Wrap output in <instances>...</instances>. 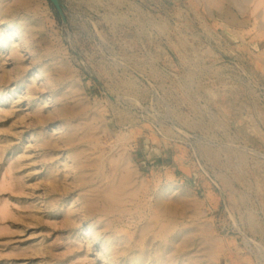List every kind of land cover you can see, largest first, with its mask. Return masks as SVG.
<instances>
[{
  "label": "rangeland",
  "instance_id": "rangeland-1",
  "mask_svg": "<svg viewBox=\"0 0 264 264\" xmlns=\"http://www.w3.org/2000/svg\"><path fill=\"white\" fill-rule=\"evenodd\" d=\"M0 0V264H264V0Z\"/></svg>",
  "mask_w": 264,
  "mask_h": 264
},
{
  "label": "water",
  "instance_id": "water-1",
  "mask_svg": "<svg viewBox=\"0 0 264 264\" xmlns=\"http://www.w3.org/2000/svg\"><path fill=\"white\" fill-rule=\"evenodd\" d=\"M53 2V4L58 8V2L57 0H51Z\"/></svg>",
  "mask_w": 264,
  "mask_h": 264
}]
</instances>
